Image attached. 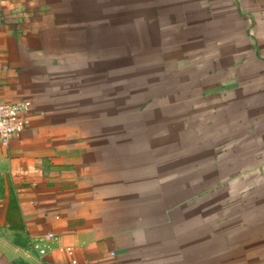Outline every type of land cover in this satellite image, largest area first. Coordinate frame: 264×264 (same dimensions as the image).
I'll list each match as a JSON object with an SVG mask.
<instances>
[{
	"label": "crops",
	"instance_id": "obj_1",
	"mask_svg": "<svg viewBox=\"0 0 264 264\" xmlns=\"http://www.w3.org/2000/svg\"><path fill=\"white\" fill-rule=\"evenodd\" d=\"M21 101L0 264H264V0H0V102ZM238 167L247 221L221 228Z\"/></svg>",
	"mask_w": 264,
	"mask_h": 264
},
{
	"label": "rangeland",
	"instance_id": "obj_2",
	"mask_svg": "<svg viewBox=\"0 0 264 264\" xmlns=\"http://www.w3.org/2000/svg\"><path fill=\"white\" fill-rule=\"evenodd\" d=\"M111 9L113 10L114 8H111ZM115 10H114V13H116ZM119 11L120 10L118 9V12ZM126 13H127V10H125V14ZM188 160L191 161L192 158L189 157ZM238 169L240 171L236 174V176L234 177L233 181H231L232 179L231 180L229 179V180L221 181L219 186H218V188H215L216 190L217 189L220 190L221 193L222 192H225V193L229 192L230 193V190H232L231 191V195H233L234 193L236 194V196L232 197V199L221 200V204H220L221 205V213L218 214V215H215V214L213 215L214 216V224H215V219L216 218L219 219L221 228L222 227H226L227 225H229V223L231 224L233 222L234 223L235 222L236 223H240L242 225L240 228H243L244 221L245 220L247 221V219L245 218L246 215L243 213V209H242L243 206H244L243 205L244 204V194H243V192L245 190V186H246L247 183H244V181H243V175H244L243 170H244V168H242V167L239 168L238 167L237 170ZM254 183H256V185H255L256 187H254L252 189L253 191L256 190V189H259L258 180L256 182H254ZM261 186H264V184H261ZM205 190L209 191V192L207 193V196L205 194L203 201H204V203L205 202L208 203V202L211 201L210 195H211V191H212V184L205 183ZM253 201H255V200L253 199ZM228 205H230V206H228ZM257 210H260V214L261 215L259 214V212L257 213ZM257 210L253 209L252 210L253 213L251 215L248 214V219L251 218L252 219L251 221H255L256 219H259L260 217H264V205H261L260 207H257ZM210 214H211V212L206 213L205 214V218H204L205 222H209V224L212 222V220L208 221V219H210L212 217V215H210ZM205 233L207 234V231H205L204 234ZM206 234H205V236H206ZM231 235H230V237L233 238V239L234 238H242L243 235H244V231H243V229H238L236 232L232 231Z\"/></svg>",
	"mask_w": 264,
	"mask_h": 264
},
{
	"label": "built area",
	"instance_id": "obj_3",
	"mask_svg": "<svg viewBox=\"0 0 264 264\" xmlns=\"http://www.w3.org/2000/svg\"><path fill=\"white\" fill-rule=\"evenodd\" d=\"M31 111V103L21 101L17 103L0 102V148H6L13 139L23 133L30 126L29 113ZM44 240H53V233H48ZM68 252L72 254V249ZM40 255L47 254L46 249L39 251Z\"/></svg>",
	"mask_w": 264,
	"mask_h": 264
},
{
	"label": "trees",
	"instance_id": "obj_4",
	"mask_svg": "<svg viewBox=\"0 0 264 264\" xmlns=\"http://www.w3.org/2000/svg\"><path fill=\"white\" fill-rule=\"evenodd\" d=\"M7 222L10 228L16 232H22L24 230V224H23L21 214H20L18 198L12 189L10 190ZM15 243L16 244L19 243L18 236L15 239Z\"/></svg>",
	"mask_w": 264,
	"mask_h": 264
}]
</instances>
